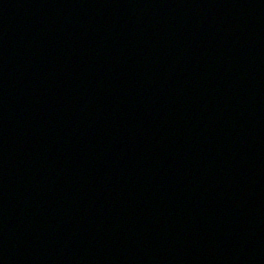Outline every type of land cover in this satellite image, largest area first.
Returning a JSON list of instances; mask_svg holds the SVG:
<instances>
[{"label":"water","instance_id":"95a60500","mask_svg":"<svg viewBox=\"0 0 264 264\" xmlns=\"http://www.w3.org/2000/svg\"><path fill=\"white\" fill-rule=\"evenodd\" d=\"M12 197L18 264H264V0H0Z\"/></svg>","mask_w":264,"mask_h":264}]
</instances>
